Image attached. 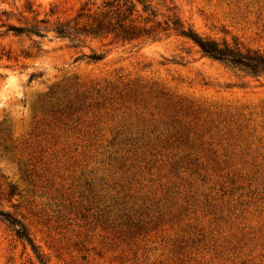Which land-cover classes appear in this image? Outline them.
Listing matches in <instances>:
<instances>
[{"label":"rangeland","instance_id":"1","mask_svg":"<svg viewBox=\"0 0 264 264\" xmlns=\"http://www.w3.org/2000/svg\"><path fill=\"white\" fill-rule=\"evenodd\" d=\"M86 1L0 0V264H264V77L175 33L50 31ZM153 5L264 53V0Z\"/></svg>","mask_w":264,"mask_h":264},{"label":"trees","instance_id":"2","mask_svg":"<svg viewBox=\"0 0 264 264\" xmlns=\"http://www.w3.org/2000/svg\"><path fill=\"white\" fill-rule=\"evenodd\" d=\"M47 24L45 20L28 27L9 26L16 35L44 37ZM52 31L57 37L81 43L82 39H100L112 37L122 43L156 40L159 34L175 33L193 41L204 56L228 67L242 70L253 76L264 77V53L260 51H242L227 42L220 43L209 37H203L191 28H186L176 15L159 19L153 0H102L99 5L88 0L72 18L59 20ZM99 61L102 55L93 53L88 56ZM9 228L18 240L33 246L27 227L13 216L5 215Z\"/></svg>","mask_w":264,"mask_h":264}]
</instances>
